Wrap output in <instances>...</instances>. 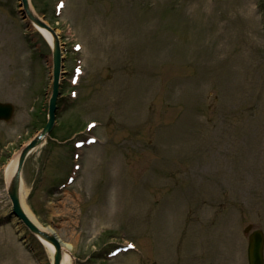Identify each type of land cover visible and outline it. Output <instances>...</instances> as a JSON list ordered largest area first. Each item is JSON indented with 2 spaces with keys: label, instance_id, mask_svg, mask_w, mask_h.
<instances>
[{
  "label": "rangeland",
  "instance_id": "obj_1",
  "mask_svg": "<svg viewBox=\"0 0 264 264\" xmlns=\"http://www.w3.org/2000/svg\"><path fill=\"white\" fill-rule=\"evenodd\" d=\"M57 1L30 0L63 57L55 124L22 168L39 225L70 264H213L223 249L245 264L243 229H264V0H64L56 16ZM51 77L50 48L0 0V264L51 262L13 221L4 175L46 123ZM125 239L136 250L100 256Z\"/></svg>",
  "mask_w": 264,
  "mask_h": 264
},
{
  "label": "water",
  "instance_id": "obj_2",
  "mask_svg": "<svg viewBox=\"0 0 264 264\" xmlns=\"http://www.w3.org/2000/svg\"><path fill=\"white\" fill-rule=\"evenodd\" d=\"M21 6L23 8V13L38 28L46 31L51 37V49H52V62H53V72H52V94L48 105V115L47 122L44 128L38 133V135L24 147L17 161L16 169L13 175L10 177L7 183V194L12 203V213L16 215L20 221L28 228L30 232L34 235L40 237L43 241L50 244L53 247L52 254V264H60L62 259V248L58 239L43 229L41 226L34 224L23 212L20 206V171L23 161L27 154L37 146L52 129L54 123V112H55V100L58 94V79L60 74V49L57 41V37L53 30L50 29L43 21L40 19L30 8L28 0H20ZM13 112V107L10 104L0 103V120L8 121ZM262 235L259 231L253 232L249 236L248 240V262L249 264H262Z\"/></svg>",
  "mask_w": 264,
  "mask_h": 264
},
{
  "label": "bare ground",
  "instance_id": "obj_3",
  "mask_svg": "<svg viewBox=\"0 0 264 264\" xmlns=\"http://www.w3.org/2000/svg\"><path fill=\"white\" fill-rule=\"evenodd\" d=\"M34 29L43 37V39L49 44V45H51V37H50V35L48 34V33H46L44 30H42V29H39V28H37V27H34ZM59 44H60V42H59ZM41 147V145L40 146H37L34 150H33V152H36V150L37 149H39ZM93 146H91V148H92ZM16 166H17V156L13 159V160H11L10 162H9V164L7 165V167L5 168V173H4V175H5V182L6 183H8V181H9V179H10V177L12 176V174L14 173V171H15V168H16ZM27 193H28V190L27 189H25V187H24V181H23V179H22V173H21V185H20V193H19V198H20V206H21V208H22V210H23V212H24V214L34 223V224H36V225H38V222L36 221V219H35V217H34V215L32 214V212L30 211V209L27 207V205H26V202H25V199H26V196H27ZM11 217H12V219H13V221L14 222H16V223H22L21 221H20V219L16 216V215H14L13 213H12V215H11ZM46 231L47 232H50L52 235H54L57 239H58V241L60 242V245H61V248H62V252H63V254H62V259H61V263L60 264H70V262H71V258H70V255H69V251L71 250V246L70 245H67V244H64L62 241H60V239L56 236V234L54 233V231H52L50 228H46ZM33 236H35V235H33ZM35 238L37 239V241L45 248V250H46V252H47V254H48V256H49V258L51 259V257H52V252H53V247L50 245V244H48V243H46V242H44L41 238H39V237H37V236H35ZM128 253V252H127ZM116 257H118V256H116Z\"/></svg>",
  "mask_w": 264,
  "mask_h": 264
}]
</instances>
